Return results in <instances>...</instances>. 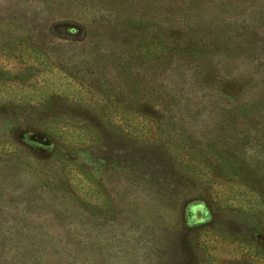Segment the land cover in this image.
<instances>
[{"label":"rangeland","instance_id":"374dc122","mask_svg":"<svg viewBox=\"0 0 264 264\" xmlns=\"http://www.w3.org/2000/svg\"><path fill=\"white\" fill-rule=\"evenodd\" d=\"M0 264H264V0H0Z\"/></svg>","mask_w":264,"mask_h":264}]
</instances>
